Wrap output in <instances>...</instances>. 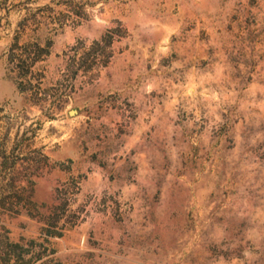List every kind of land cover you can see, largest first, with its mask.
<instances>
[{
  "label": "rangeland",
  "instance_id": "obj_1",
  "mask_svg": "<svg viewBox=\"0 0 264 264\" xmlns=\"http://www.w3.org/2000/svg\"><path fill=\"white\" fill-rule=\"evenodd\" d=\"M0 264H264V0H0Z\"/></svg>",
  "mask_w": 264,
  "mask_h": 264
},
{
  "label": "crops",
  "instance_id": "obj_2",
  "mask_svg": "<svg viewBox=\"0 0 264 264\" xmlns=\"http://www.w3.org/2000/svg\"><path fill=\"white\" fill-rule=\"evenodd\" d=\"M59 149H60V147H57V150H56V152H58L59 151ZM59 153H60V151H59ZM56 156V155H55ZM57 156H58V158H62V154L60 153V154H57ZM63 157H64V155H63Z\"/></svg>",
  "mask_w": 264,
  "mask_h": 264
},
{
  "label": "water",
  "instance_id": "obj_3",
  "mask_svg": "<svg viewBox=\"0 0 264 264\" xmlns=\"http://www.w3.org/2000/svg\"><path fill=\"white\" fill-rule=\"evenodd\" d=\"M71 112H73V110H69L68 113L70 114Z\"/></svg>",
  "mask_w": 264,
  "mask_h": 264
}]
</instances>
